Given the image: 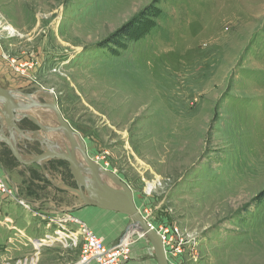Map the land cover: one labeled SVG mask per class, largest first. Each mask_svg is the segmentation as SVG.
Returning <instances> with one entry per match:
<instances>
[{"label":"rangeland","instance_id":"rangeland-1","mask_svg":"<svg viewBox=\"0 0 264 264\" xmlns=\"http://www.w3.org/2000/svg\"><path fill=\"white\" fill-rule=\"evenodd\" d=\"M2 56L7 86L52 91L147 222L180 230L170 264H264V0H0ZM0 163L25 193H44L41 170L28 173L4 145ZM13 203L0 204V264L80 262L81 244L37 251L50 214Z\"/></svg>","mask_w":264,"mask_h":264},{"label":"water","instance_id":"water-1","mask_svg":"<svg viewBox=\"0 0 264 264\" xmlns=\"http://www.w3.org/2000/svg\"><path fill=\"white\" fill-rule=\"evenodd\" d=\"M39 93L51 97L52 103H41L36 94L10 91L0 86V139L8 145L13 157L23 166L41 165L44 161L53 159L67 162L76 183V188L66 186L67 190L80 198L83 207L98 208L126 215L131 219L132 224L120 243L121 245L126 244L135 236H143L152 244L157 264H170L161 235L151 227L138 210L134 193L129 185L117 174L108 171L89 156L85 141L63 117L55 94L44 89ZM14 99L21 100V105L17 104ZM35 110L53 112L57 124L46 127L39 123L29 114ZM23 120L31 121L40 129L36 135L40 143L47 148L44 154L28 160L22 157L18 148L19 139H30L29 135L18 126ZM4 127L9 131V137L5 135ZM50 135L58 136L59 142L49 139Z\"/></svg>","mask_w":264,"mask_h":264},{"label":"crops","instance_id":"crops-1","mask_svg":"<svg viewBox=\"0 0 264 264\" xmlns=\"http://www.w3.org/2000/svg\"><path fill=\"white\" fill-rule=\"evenodd\" d=\"M8 72H12V70L6 65V60L2 56V59L0 58V86L10 91H26L24 89H16L15 87H9L6 85L7 83L11 84L7 78L8 75L6 73ZM37 99H39V96H37ZM14 101L19 105L22 103L19 99H14ZM32 114L35 116L37 115L36 112ZM44 122L48 123V120L45 121L44 119ZM48 137L53 140V142H57V138H59L56 135H50ZM52 164L53 163L50 161H44L41 165L24 166L26 171L28 170L29 172L30 169L36 170L37 167V169L41 170L43 176L47 180V184L37 183L41 185V189L45 185L46 187L43 188L44 193L36 195L38 192H35L36 194L34 196L28 195L24 192V185H21V183H19L20 180L18 181L16 178V171L10 170L11 168H5L0 163V172L5 176L9 185L15 191L19 202L29 206V209H27L23 204L18 202L28 213L31 214V209H34L38 212L48 213L50 215H65L68 217H74L84 222L95 234L103 239L104 243L108 247H115L122 243L130 225H121V223H119L120 220L116 217L117 213L94 207H83V203L80 198L76 194L67 190L63 181V174L60 171H54L52 169ZM0 200L1 207L3 206V208L7 210H13V207L17 205L16 203H13V200L6 199L3 196H0ZM4 201L5 203L2 204ZM2 219L5 220L6 216L4 218L2 217ZM6 220L8 223L11 221L10 218ZM39 222L35 220L33 221V225L41 229L42 224ZM30 226H32V224ZM42 231L46 232L45 229ZM25 233L28 234L26 230ZM126 245H128L130 251L129 261L126 264H157L153 246L146 238L139 235L138 237L135 236L134 239L132 238L126 243Z\"/></svg>","mask_w":264,"mask_h":264},{"label":"built area","instance_id":"built-area-1","mask_svg":"<svg viewBox=\"0 0 264 264\" xmlns=\"http://www.w3.org/2000/svg\"><path fill=\"white\" fill-rule=\"evenodd\" d=\"M0 196L19 202L15 191L1 172ZM23 205L29 209V206ZM42 217L46 221V231L48 232L44 235V238L34 240L33 244L37 251L56 243L66 249L77 248L81 244V257L78 264H126L129 261L130 251L128 245L119 244L115 247H108L101 237L79 219L65 215H47ZM68 224H72V228H69ZM160 229L161 231H158V233L163 239L166 253L176 256L182 254L185 239L181 235L180 230L176 226L169 228L160 227ZM19 264H22V262H19Z\"/></svg>","mask_w":264,"mask_h":264},{"label":"flooded vegetation","instance_id":"flooded-vegetation-1","mask_svg":"<svg viewBox=\"0 0 264 264\" xmlns=\"http://www.w3.org/2000/svg\"><path fill=\"white\" fill-rule=\"evenodd\" d=\"M21 92V91H20ZM22 93H25V92H22ZM39 92H37L36 93V95H39L38 94ZM25 94H29V95H35L34 93L32 94V93H25ZM49 97V96H48ZM49 98H51V97H49ZM39 100V99H38ZM40 101V100H39ZM41 103H45V104H51L52 103V98H51V101L50 102H42V101H40ZM59 106V105H58ZM60 109V108H59ZM37 111H40V112H43V110H37ZM61 111V110H60ZM34 112H36V110L35 111H33V112H29V114L31 115V116H33L39 123H41V124H43L44 126H46V127H52V126H55L56 124H57V119H56V121H50V122H48V123H46V122H44V119H43V117H41V115L39 114V113H37V115L35 116L34 114H32V113H34ZM44 112H48V113H52L53 114V112H49V111H44ZM54 115V114H53ZM63 115V114H62ZM55 116V115H54ZM56 118V117H55ZM46 121V120H45ZM18 126H19V128L22 130V131H24L26 134H28L29 135V137H30V139L29 140H26V139H24V138H21V139H19V143H18V148H19V152H20V154L22 155V157L23 158H25V159H31L32 157H34V156H39V155H42V154H44V152H45V150L47 149L46 148V146L45 145H43V144H41L40 143V141L38 140V137H37V135H36V132H39L40 131V129L36 126V125H34L31 121H29V120H23L22 122H20L19 124H18ZM0 127H1V124H0ZM1 129V128H0ZM3 131H4V133H5V135L7 136V137H9L10 135H9V131L7 130V128H3ZM17 137V136H16ZM58 140H57V142H59V138H57ZM5 146L6 148H7V150L8 151H10V149H9V147H8V145L5 143V141L4 140H1L0 139V146ZM10 153H11V151H10ZM11 155H12V153H11ZM12 157H13V155H12ZM14 158V157H13ZM15 159V158H14ZM16 160V159H15ZM17 161V160H16ZM47 161H50L51 163H53L52 164V166L54 167H57V165H59V169L60 170H56V168L54 169V168H52L54 171H62V172H64V170L62 169V167H65V168H67V169H69L70 170V166H69V164L67 163V162H64V161H59V160H57V159H53V160H47ZM18 162V161H17ZM19 163V162H18ZM56 163V164H55ZM20 164V163H19ZM34 165H36V164H34ZM70 173H71V171H70ZM72 175V174H71ZM65 179V178H64ZM64 184L66 185V186H69V187H72V188H76V183H75V180H74V178H73V176H72V180H68L67 182L66 181H64Z\"/></svg>","mask_w":264,"mask_h":264},{"label":"bare ground","instance_id":"bare-ground-1","mask_svg":"<svg viewBox=\"0 0 264 264\" xmlns=\"http://www.w3.org/2000/svg\"><path fill=\"white\" fill-rule=\"evenodd\" d=\"M9 33H10V36H15L16 35V30L13 28V27H11V26H9V27H6L5 28ZM8 33V34H9ZM153 91V90H152ZM153 98V97H152ZM38 116V115H37ZM158 185V183H156V182H154V183H151V184H149L148 185V188H147V190H146V192H147V194L148 195H151L152 194V192L154 191V189H155V187ZM134 198H135V196H134ZM122 215V214H121ZM124 216H126V215H124ZM128 217V216H127ZM144 217V216H143ZM145 218V217H144ZM146 219V218H145ZM152 227V226H151ZM154 228V227H153ZM154 230H156L155 228H154ZM157 232H158V230H156ZM141 237H143V236H141ZM167 256H168V258H169V253H167Z\"/></svg>","mask_w":264,"mask_h":264},{"label":"trees","instance_id":"trees-1","mask_svg":"<svg viewBox=\"0 0 264 264\" xmlns=\"http://www.w3.org/2000/svg\"><path fill=\"white\" fill-rule=\"evenodd\" d=\"M126 30H129V25L123 26L121 29H119L114 35H112L109 39H108V43L111 42H115V44L117 43L115 40L118 36L123 37L124 35H126Z\"/></svg>","mask_w":264,"mask_h":264}]
</instances>
